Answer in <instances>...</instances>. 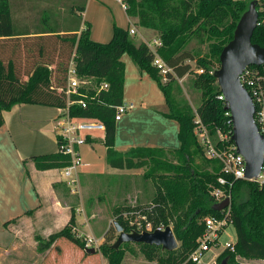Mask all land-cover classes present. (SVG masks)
I'll use <instances>...</instances> for the list:
<instances>
[{"label":"trees","instance_id":"16d2710c","mask_svg":"<svg viewBox=\"0 0 264 264\" xmlns=\"http://www.w3.org/2000/svg\"><path fill=\"white\" fill-rule=\"evenodd\" d=\"M260 1L258 0L259 3ZM40 2L44 5L31 6L28 10L34 16L20 27L12 18L14 5H11V0H0V128L3 124V112L16 105L63 108L65 96L58 90L65 88L68 66L73 57L77 77L89 83V96L94 95L90 88L100 82L108 83L109 88L98 95L97 101H91L86 109L70 107V114L96 119L104 124L105 158L111 168H149L145 176L147 179L152 178L158 187V192L152 198L158 205L151 209L147 218L154 226L163 228L169 227L172 221L173 234L180 242V254L185 257L197 246L196 241L204 231L203 219L220 215V212L212 210L210 192L218 187L217 179L222 176L221 168L217 161L204 157L202 145L195 135V119L198 118L210 136L220 131L230 137L232 126L230 118L225 116L224 102L218 99L221 93L214 72L219 67L221 50L232 39L236 24L248 5L238 0H126L127 15L136 17L139 27L158 33L160 46L153 52L146 44L137 43L130 36V29L117 26H113L111 39L107 43L92 41L90 25L82 22L81 18L87 0ZM56 6H60V11L66 15L69 12L71 20L80 18L79 22L69 23L72 28L45 29L43 26L49 19L56 25L59 21L64 23L66 20L55 14ZM258 6L260 22L264 17V5L261 10ZM81 24L83 29L79 31ZM193 40L206 43L207 53L199 56L197 52L187 49ZM251 42L264 48L263 25L256 26ZM20 47L24 48L23 55ZM125 54L141 72H145L156 82L162 92L168 108L166 118L179 125L177 149L136 147L124 153L115 149L114 110L109 106L122 103L124 65L121 57ZM156 56L172 70V74L167 75L166 84L161 83L162 77L153 66ZM190 62H195L196 78L193 85L200 91L195 115L189 108L181 110L183 104L176 102L173 97L176 79H183L193 73ZM38 63L45 66L36 67ZM251 68L264 77V66ZM197 70H202V73H197ZM226 142L227 146L233 144L230 138ZM167 154L176 157L175 163L161 161V157ZM33 161L37 170L60 171L68 166L69 157L58 151L57 154L35 157ZM206 164L211 166L210 170ZM30 214L32 211L26 213ZM121 215L118 213L114 222L125 232H132V227ZM16 220L6 222L3 227L9 228ZM228 221L236 236L233 252L227 248L217 260L222 259L225 264L235 263V259L264 260V183L246 180L235 183L231 192ZM74 223L75 215L71 209L68 224L51 234L46 241L37 239L39 245L36 250L41 253L54 248L56 253H60L56 249V243L65 239L79 248L84 257L96 254L87 253L84 244L71 232L70 227ZM114 232L112 224L105 233L107 241L114 240ZM118 249L112 250L117 253ZM173 251L166 253L171 255Z\"/></svg>","mask_w":264,"mask_h":264},{"label":"rangeland","instance_id":"374dc122","mask_svg":"<svg viewBox=\"0 0 264 264\" xmlns=\"http://www.w3.org/2000/svg\"><path fill=\"white\" fill-rule=\"evenodd\" d=\"M238 1H244L248 5L246 0ZM263 2L264 0H261L260 3L258 2L260 10L264 5ZM23 3L25 5H35L41 2L40 0H24ZM11 5H14L12 7L13 19L17 17L15 22L20 27L27 24V17L29 16L26 14V10L23 13L19 11L21 5H18V0H12ZM40 5L44 4L42 3ZM55 9V14L61 15L66 20L64 23L59 21L56 25L53 23V20L49 19L44 26L41 23L45 29L46 27H50L52 30L72 28L69 23L79 22L80 18L76 17L71 20L69 18V12L67 15L61 12L60 6H56ZM77 15L80 14L77 13ZM129 17L134 21V27L131 28L134 30V34L130 36L137 43H144L149 49L156 51L157 46L155 41L159 40L158 33L139 27L138 19L136 17ZM187 49L197 52L199 56H203L207 53V44H201L193 40ZM121 58L124 65L125 81L126 78H132L134 76L133 74L132 76L130 75L129 69H131L130 65L132 67L135 66L126 54ZM190 65L193 73L188 74L183 79H176V83L173 85V97L176 102L183 104L181 110L189 108L192 114L195 115L200 101V91L193 85L196 78L195 62H190ZM127 66L128 68H126ZM142 105V103H138V107ZM127 132L128 130L126 133H123L122 137H125ZM142 132L143 130L138 128V126L132 128V136L135 138ZM195 135L198 143L201 144L200 136L196 131ZM101 136L96 134L95 137L100 138ZM79 154L83 165L77 170V173L93 176V178H84L81 176L79 179L77 177L76 182L73 184L72 180L65 179L64 177L61 179L59 175L60 181L58 187L60 188L57 194L55 193L54 200L51 199L52 195H45L42 198L43 211L35 217L32 216L22 219L17 224L19 228L17 231V242L18 247L22 250H19L21 253L14 251V255L26 259L24 261L27 263H35L38 259L40 260L45 251L39 253L33 248L39 245L37 239L46 241L49 232L59 227L62 228L64 221L69 216V209L73 208L75 223L70 227L71 232L75 236H89L93 238L97 243L93 247L96 250V254L91 256L86 255L84 257V254H80L79 249L74 244L65 239H60L57 243L58 248L61 250L60 256L56 260V254H51L48 262L50 264H192L189 260L191 253L185 257L181 256L179 241H177L178 246L171 255L161 248H147L136 243H124L120 245L118 249L119 255H117L118 252L115 253L111 249V246L116 241L118 234L115 231L114 240L107 241L105 233L112 226L118 213L122 214L123 220L130 226L136 225L137 223L143 224L144 219L148 220L147 215L153 207L158 205L152 200L156 192H158V187L152 178L147 179V176H145L149 168L132 170L129 174L119 177H110L111 175L120 174L121 171L110 169L105 158V147L99 142L93 148H91L90 144L81 146L79 148ZM161 161L175 163L176 157L167 154L161 157ZM206 166L210 170L211 166L209 164H206ZM260 181L264 182V170L261 173ZM172 226L173 223L171 221L169 226L171 230ZM234 239V229L232 225H229L221 238V245L211 248L204 255L200 264H220L222 259L219 261L217 259L224 248V243L232 242ZM51 251L53 252L55 249ZM227 264L253 263L235 259V263L227 262Z\"/></svg>","mask_w":264,"mask_h":264},{"label":"crops","instance_id":"0c3cea01","mask_svg":"<svg viewBox=\"0 0 264 264\" xmlns=\"http://www.w3.org/2000/svg\"><path fill=\"white\" fill-rule=\"evenodd\" d=\"M23 2L24 0H18V5H22L19 11L23 13L26 10L29 16L27 20H29L34 16V13L28 10L33 5H25ZM35 5H40V3ZM81 18L82 22L90 25V39L98 43H107L111 39L113 26L122 29L134 27V21L122 9L119 0H87ZM15 19L17 20V17L13 19L14 22ZM82 29L81 24L79 31ZM45 49L48 51L47 48ZM19 50L23 55L24 48L20 47ZM37 66L45 65L38 63ZM130 66V75L134 76L124 81L122 102L132 105V109L115 122V149L123 153L136 147L177 149L179 147V125L176 121L166 118L168 108L162 92L148 74L141 72L135 65V67ZM138 103L143 105L138 107ZM58 115L59 111L55 107L32 104L16 105L11 110L3 112V124L0 128V264H50L48 262L51 254H56V260L60 256V253L49 250V252L45 251L37 262L27 263L24 261L26 259L21 256L17 257L13 253L22 250L17 242V231L19 230L17 224L22 219L40 214L44 209L42 198L45 195H52L51 199L54 200L55 193L57 194L60 188L58 187L59 175L61 179L63 178L61 170L40 171L36 169L33 161L35 157L57 154L58 142L54 132V120ZM134 126L143 130L137 138L132 136ZM127 130V135L122 137ZM97 134L102 136L94 137L87 142L91 148L98 142L103 144V134ZM110 169L119 170L111 167ZM120 171V174L109 176L127 175L132 170ZM81 176L93 178V176L82 174H78L76 178L80 179ZM71 209L73 208L69 209V216L67 220L65 219L62 228L69 221ZM31 211L32 214L26 215ZM13 219L17 220L9 228L3 227L6 222ZM62 228L59 227L49 232L48 235ZM235 241L236 236L232 242ZM57 243L56 249L61 252ZM33 248L37 249V246ZM79 252L83 254L80 249ZM241 260L253 264H264V260Z\"/></svg>","mask_w":264,"mask_h":264},{"label":"built area","instance_id":"2783aa9c","mask_svg":"<svg viewBox=\"0 0 264 264\" xmlns=\"http://www.w3.org/2000/svg\"><path fill=\"white\" fill-rule=\"evenodd\" d=\"M119 3L122 9L126 11L128 8L126 0H119ZM257 25L264 26V17L260 22L257 21ZM129 34L133 35L134 30L130 29ZM155 44L157 47L160 46V42H156ZM151 51L153 50L151 49ZM153 66L156 67L162 77L161 83L166 84L168 81L167 75L172 74V70L157 56L153 61ZM197 73L201 74L202 70H197ZM240 83L251 98L254 107L253 119L259 133L264 137V77L259 75V72L255 69L247 67L240 76ZM108 88V83L100 82L97 86L90 88L94 92V95L89 96V83L77 77L72 57L67 70L65 88L58 90L59 93L65 96L66 103L63 108L58 109L59 115L54 120V132L57 136L58 151L60 154L69 157L68 166L61 170L62 176L65 179L72 180L73 184L76 182L77 170L83 165L79 148L87 144L89 139H93L97 133H101L104 136L105 126L96 119L72 116L70 114V107L78 106L81 109H86L91 101H97L98 95L101 92H106ZM218 99L225 104L222 94L218 96ZM109 108L114 110V121L117 122L131 111L132 105L122 102L117 106H109ZM225 116L230 118L229 112L225 111ZM195 124L197 126L195 131L200 136L204 157L217 161L221 168L220 172L222 176L217 179L218 187L210 192L213 205L222 203L224 200H229L230 202L231 192L235 183L245 180L244 158L237 153L233 144L231 146L226 145L227 139L230 138L231 140L232 131L230 132V137L228 134H223L220 131H216L214 136H210L200 124L198 118L195 119ZM260 178L252 182L262 183ZM229 208L230 204L226 209L220 211L219 216L203 219L204 231L196 241V248L190 254V262L200 264L204 255L211 248L221 245V238L230 225L228 221ZM131 227L133 229L132 232L137 233H152L164 229L162 226H154L152 221L146 219H144L143 224L137 223L136 225H131ZM75 237L84 244L85 249L93 248L97 245L96 241L89 236ZM233 244L231 241L224 243L222 252L227 248L230 252H233Z\"/></svg>","mask_w":264,"mask_h":264},{"label":"water","instance_id":"95a60500","mask_svg":"<svg viewBox=\"0 0 264 264\" xmlns=\"http://www.w3.org/2000/svg\"><path fill=\"white\" fill-rule=\"evenodd\" d=\"M248 1V9L238 20L232 39L220 52L219 67L214 72V78L224 97V109L230 114L231 142L237 153L245 160L244 178L246 181H257L264 165V137L259 133L254 122V107L249 94L240 83V76L247 67L264 66V48L251 42L258 21V0ZM229 204V200H224L222 203L213 205L212 210L223 211ZM113 225L118 234L111 246L114 250L124 243L160 247L168 252L175 250L178 246L173 231L169 227L152 233H127L116 222H113ZM86 252L93 254L96 250L89 248ZM222 264H225V261Z\"/></svg>","mask_w":264,"mask_h":264}]
</instances>
